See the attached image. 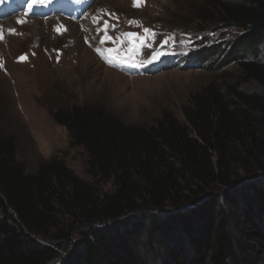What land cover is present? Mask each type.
<instances>
[{
  "label": "trees",
  "instance_id": "trees-1",
  "mask_svg": "<svg viewBox=\"0 0 264 264\" xmlns=\"http://www.w3.org/2000/svg\"><path fill=\"white\" fill-rule=\"evenodd\" d=\"M217 9L219 18L201 19L234 30L233 39L195 59L203 69L236 64L264 87V0ZM229 95L239 102L205 89L181 109L183 122L165 109L150 127L100 106L56 111L69 146L87 154L91 182L56 157L27 173L0 130V264H49L60 254V264H254V250L264 259V182L239 188L236 175L264 176V95ZM110 181L115 191L100 193Z\"/></svg>",
  "mask_w": 264,
  "mask_h": 264
},
{
  "label": "rangeland",
  "instance_id": "rangeland-1",
  "mask_svg": "<svg viewBox=\"0 0 264 264\" xmlns=\"http://www.w3.org/2000/svg\"><path fill=\"white\" fill-rule=\"evenodd\" d=\"M54 1L63 12L79 3L87 9L66 19L59 7L52 13L48 6L44 10L33 5L30 11L27 2L18 5L16 0L11 7L0 6V13L8 12L0 17V130L14 139L16 159L27 173H36L40 164L56 157L91 182L85 172L86 152L70 147L67 131L53 119L60 109L100 106L125 125L150 127L165 109L183 122L181 109L208 88L236 103L229 95L232 89L264 95L259 82L243 80L236 64L203 69L195 59L207 57L212 45H227L235 34L201 19L202 11L217 19V8L239 0ZM7 20L11 25L2 24ZM250 114L255 120L260 117L252 110ZM236 175L239 188L264 182L262 173L253 181L241 171ZM98 190L113 193L115 186L110 181ZM259 233L264 243V230ZM252 254L254 264H264L255 250ZM63 258L60 254L49 264H60Z\"/></svg>",
  "mask_w": 264,
  "mask_h": 264
},
{
  "label": "water",
  "instance_id": "water-1",
  "mask_svg": "<svg viewBox=\"0 0 264 264\" xmlns=\"http://www.w3.org/2000/svg\"><path fill=\"white\" fill-rule=\"evenodd\" d=\"M199 202H201V200L197 201V202L194 203V204L185 205V206L181 207L180 209L191 208V207H193L194 205L198 204ZM58 261H60V260H58ZM52 262H53V260H52L50 263H52Z\"/></svg>",
  "mask_w": 264,
  "mask_h": 264
},
{
  "label": "bare ground",
  "instance_id": "bare-ground-1",
  "mask_svg": "<svg viewBox=\"0 0 264 264\" xmlns=\"http://www.w3.org/2000/svg\"><path fill=\"white\" fill-rule=\"evenodd\" d=\"M5 22V24H7V25H11L10 23H11V21H10V23H8L9 22V20H7V21H3L2 22V24ZM36 22V21H35ZM13 24V23H12ZM4 25V24H3ZM6 25V26H7ZM67 25V24H66ZM42 27V26H41ZM45 27V26H44ZM67 29H69V28H67ZM39 30V29H38ZM43 30V29H42ZM70 30V29H69ZM37 32V37L39 38L40 37V34H38V31H36ZM42 32V31H41ZM46 32V31H45ZM43 35V34H42ZM76 38V37H75ZM40 40V39H39ZM40 42V41H39Z\"/></svg>",
  "mask_w": 264,
  "mask_h": 264
},
{
  "label": "snow or ice",
  "instance_id": "snow-or-ice-1",
  "mask_svg": "<svg viewBox=\"0 0 264 264\" xmlns=\"http://www.w3.org/2000/svg\"><path fill=\"white\" fill-rule=\"evenodd\" d=\"M147 31V30H146Z\"/></svg>",
  "mask_w": 264,
  "mask_h": 264
}]
</instances>
